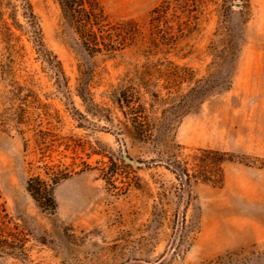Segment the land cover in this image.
I'll list each match as a JSON object with an SVG mask.
<instances>
[{"label": "rangeland", "instance_id": "374dc122", "mask_svg": "<svg viewBox=\"0 0 264 264\" xmlns=\"http://www.w3.org/2000/svg\"><path fill=\"white\" fill-rule=\"evenodd\" d=\"M29 1L61 70L2 0L0 264H264V0H97L143 35L113 56L82 47L57 0ZM165 19L181 24L174 41L157 34ZM146 57L164 61L158 89L176 102L219 90L162 127L168 106L136 86L139 136L115 99ZM36 178L55 210L27 191Z\"/></svg>", "mask_w": 264, "mask_h": 264}, {"label": "trees", "instance_id": "16d2710c", "mask_svg": "<svg viewBox=\"0 0 264 264\" xmlns=\"http://www.w3.org/2000/svg\"><path fill=\"white\" fill-rule=\"evenodd\" d=\"M61 8L62 16L70 20V24L73 26L74 31L77 33L81 46L84 47L91 54L104 52L108 56L115 55L118 51L124 48L130 41L137 39H142L143 35L138 27L134 25L131 28H122L121 24L109 22L105 20V12L103 7L98 3L97 0H57ZM246 1V0H241ZM2 0H0V3ZM232 0L229 2L231 6ZM19 6L22 10L21 16L25 19L31 32V42L37 53L44 57L47 55V50L45 48L41 29L37 20V17L32 9V5L29 0H18ZM154 10H157L155 8ZM154 12V11H153ZM159 14L160 17L162 12H155ZM157 34L163 38L166 42H171L176 39L174 29L178 34L183 33L181 29V24L170 23L166 19L160 24L156 25ZM165 44V43H164ZM228 49V58L225 60V67L232 69L236 66V62L239 57L240 48L234 45ZM46 52V53H45ZM48 56V55H47ZM52 61L46 59L50 66L54 69L61 70V63L55 55H52ZM49 57V56H48ZM224 57V56H223ZM147 58V57H146ZM225 58H223L224 60ZM164 61L157 60L156 62H151L147 58V62L142 65V69L135 70L134 77L129 79V84L125 88L121 89L115 99L117 107L119 108L122 115L131 121L135 132L139 136L147 137L150 133V124L145 120L140 118V114H143L145 107L139 103L138 93L135 91V87L139 86L143 89L144 93L149 97L151 103H158L162 107H167L168 115L162 118V127L169 126L175 122H178L182 115L193 110L199 102H196L193 97L197 94L208 91L210 85H207L208 89L202 86L191 87L184 95H182L178 102H176L175 94L167 93L162 94L161 90L158 89L159 80H164L168 84L167 76L165 75V66L160 67ZM166 63L173 66L171 61ZM164 65V64H163ZM174 72L170 71V75ZM138 84H136V83ZM230 79L226 82V87H230ZM212 90H219L218 88H212ZM151 106V104H150ZM165 109V110H166ZM40 180L29 179L26 183V189L31 194V196L39 203L42 207L48 204L55 210V201L51 193H43L39 186Z\"/></svg>", "mask_w": 264, "mask_h": 264}, {"label": "water", "instance_id": "95a60500", "mask_svg": "<svg viewBox=\"0 0 264 264\" xmlns=\"http://www.w3.org/2000/svg\"><path fill=\"white\" fill-rule=\"evenodd\" d=\"M234 5H235V6H239L240 4H239V3H235Z\"/></svg>", "mask_w": 264, "mask_h": 264}]
</instances>
